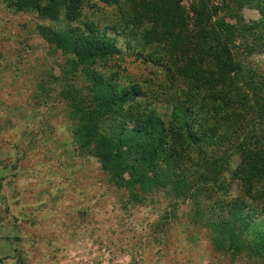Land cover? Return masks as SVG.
<instances>
[{
    "label": "trees",
    "instance_id": "16d2710c",
    "mask_svg": "<svg viewBox=\"0 0 264 264\" xmlns=\"http://www.w3.org/2000/svg\"><path fill=\"white\" fill-rule=\"evenodd\" d=\"M86 1L113 18L96 23ZM221 1L5 0L47 22L39 32L66 56L62 95L77 152L129 203L171 198L159 229L188 202L215 251L264 261V0ZM245 8L258 18L244 21ZM125 53L150 64V78L124 83L93 67Z\"/></svg>",
    "mask_w": 264,
    "mask_h": 264
},
{
    "label": "rangeland",
    "instance_id": "374dc122",
    "mask_svg": "<svg viewBox=\"0 0 264 264\" xmlns=\"http://www.w3.org/2000/svg\"><path fill=\"white\" fill-rule=\"evenodd\" d=\"M84 13L101 24L114 10L86 1ZM240 16L258 18L246 8ZM42 24L49 25L0 0V264H264L215 251L212 235L191 222L188 202L171 210L173 219L159 229L171 198L157 193L129 203L96 159L77 152L62 95L66 56L41 35ZM93 67L141 84L154 70L126 53ZM166 104L154 103L162 115Z\"/></svg>",
    "mask_w": 264,
    "mask_h": 264
}]
</instances>
